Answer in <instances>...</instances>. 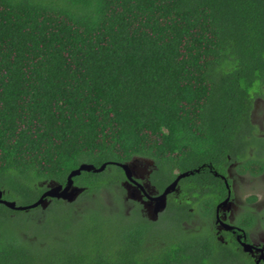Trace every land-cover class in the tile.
<instances>
[{"label": "trees", "instance_id": "16d2710c", "mask_svg": "<svg viewBox=\"0 0 264 264\" xmlns=\"http://www.w3.org/2000/svg\"><path fill=\"white\" fill-rule=\"evenodd\" d=\"M260 97L264 0H0L2 199L105 164L72 178L71 202L0 203V264H253L213 220L215 173H264ZM137 159L159 194L188 173L155 220L126 195L119 164Z\"/></svg>", "mask_w": 264, "mask_h": 264}, {"label": "flooded vegetation", "instance_id": "af4514ba", "mask_svg": "<svg viewBox=\"0 0 264 264\" xmlns=\"http://www.w3.org/2000/svg\"><path fill=\"white\" fill-rule=\"evenodd\" d=\"M134 162H136V164L132 165L130 170L131 181L127 180L124 182L126 195L139 202L143 207V212L146 213V215H150L149 213L154 206L152 198L159 194L150 181L153 162L147 159H137L134 160ZM142 162L146 164L148 169L139 167V163ZM215 175L223 181L226 188V193L220 195V200L215 205L213 223L218 238L225 241V237L229 236L230 240H234L241 248V243L243 242L252 244V250L245 253H247L253 264H264V237L254 235V230L257 226L261 227V231L264 235V209L258 210V208L255 207L257 201L255 195L253 202H247V198L242 205H238L235 200L233 189L237 179H241L240 177L243 175L249 174H239L236 170H233V166H230L226 169L225 173H215ZM262 175H264V173L259 176ZM249 176L253 178L258 177ZM175 190L176 188L170 192V194H173ZM190 210H192V208ZM252 210L253 213L257 215V220L248 229L244 230L236 224L237 220L244 216L246 212H251ZM226 226L231 228H227Z\"/></svg>", "mask_w": 264, "mask_h": 264}, {"label": "water", "instance_id": "95a60500", "mask_svg": "<svg viewBox=\"0 0 264 264\" xmlns=\"http://www.w3.org/2000/svg\"><path fill=\"white\" fill-rule=\"evenodd\" d=\"M131 163V162H130ZM130 163L125 164H119V166L124 170L126 178L131 181V166ZM105 167V164L101 165L99 168H94L92 165L82 164L77 169L70 172V174L67 177V182L65 186L61 185H50L49 188L39 197L38 200H36L34 203L27 205V206H17L14 201H7L2 199V191L0 190V203L5 205L6 207L10 209H16V210H26L28 208H33L38 205H41L42 207H45L47 205L46 198H57V199H63L65 201L71 202L73 201L77 194L79 193L80 189L73 186V180L72 178L76 175H79L82 171H102ZM188 173H180L178 176L172 181L164 190L162 193L158 194L157 196L153 197L152 200L154 201V206L152 208V211L149 213L148 217L152 220H155L158 218V215L165 209L166 203H167V195L172 192L176 186L177 182L181 177L186 176ZM227 228H231L229 226H226ZM242 249L244 252H250L253 248L252 244L249 243H241Z\"/></svg>", "mask_w": 264, "mask_h": 264}, {"label": "rangeland", "instance_id": "374dc122", "mask_svg": "<svg viewBox=\"0 0 264 264\" xmlns=\"http://www.w3.org/2000/svg\"><path fill=\"white\" fill-rule=\"evenodd\" d=\"M251 120L252 123L255 124V126L258 128V135L264 137V98L260 97L255 101ZM131 164L134 165L136 164V162L131 161L130 166ZM139 167H145L148 169L146 164L143 162L139 163ZM240 178L241 179L236 180L237 182H235V185L233 187L237 204L242 205L249 196L255 195L257 199L255 207L258 208V210L264 209V175L258 176L256 178L250 177L249 175H243ZM101 197L104 200H106L107 198L109 200H112L111 193L108 190H105ZM169 216L170 214L167 211L163 212V214L160 216L159 223L161 228L166 229V227L171 224L168 220ZM185 226L187 228L188 224H185ZM254 232V235L264 237L260 226H257Z\"/></svg>", "mask_w": 264, "mask_h": 264}]
</instances>
